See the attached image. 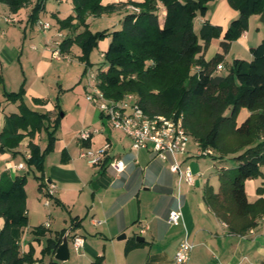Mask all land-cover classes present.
<instances>
[{
  "label": "crops",
  "instance_id": "0c3cea01",
  "mask_svg": "<svg viewBox=\"0 0 264 264\" xmlns=\"http://www.w3.org/2000/svg\"><path fill=\"white\" fill-rule=\"evenodd\" d=\"M143 1L103 0L104 6L115 5L117 10L100 16H90L87 20L90 30L96 32L109 29V26L105 25L104 29L94 30V24L102 20L111 23L113 29L110 27V31L121 29L123 19L130 13L124 4ZM34 4L35 0H32L20 11L13 13L6 4L0 3V75L3 78V84L0 85V135L2 132L24 135L18 145L15 146L16 142L10 140L7 147L0 150V180L3 175L11 181L17 177H27V172L35 169L28 164L31 142L43 150L41 133L37 132L32 139L26 130L17 128L11 116L20 114V102L10 101L4 92H18L24 86L26 105L39 113L41 109L47 108L50 117H53L51 120L54 121L58 108L53 106V94L59 91L67 93L78 87L79 85L75 86L78 82L82 83L81 79L68 75L75 61L73 54L77 45L72 47L70 53H64L66 58L56 59L53 55L56 43L72 36L70 30L60 28L57 18L64 20L74 15L73 1L48 0L39 20L51 23L52 29L49 31H44L38 23H29ZM159 10V20L163 25L166 8L162 3H159ZM238 16L239 12L228 0H220L218 4H214L212 12L209 9L207 16L201 17V24L208 20L213 25L221 26L225 32ZM261 16L255 14L250 17L248 29L231 43L227 53L224 54L222 47L223 35L211 41L206 59L211 60L218 53L224 54V60L217 70L218 74H228L235 59L251 61V49L264 40V21L259 20ZM110 42L111 37H107L98 43L102 58ZM81 55L82 53H78L77 57ZM79 63L84 72V63L80 60ZM98 72L93 65L85 76L88 79L83 83V89L87 95L89 73L98 77ZM97 83L100 84L99 77ZM46 101H49L48 105H42ZM94 105L91 103V106L80 114L82 125L76 129V135L66 142L63 159L61 157L59 161L50 164L49 156L42 173L45 183L47 181L48 184L56 186L52 201L74 213L73 218L76 220H73L70 227L64 226L54 230L46 220L38 225L41 228L37 232V227L36 234H33L29 226L30 209L27 204L28 226L12 230L21 256L30 254L34 260L31 264H174L181 241L188 237L195 243L191 264H264V215L258 218L257 225L248 231L245 229L247 219L235 217L233 223L228 225L207 202V191L212 189L215 193L219 192L221 172L227 167L218 166L211 175L208 173L211 167L201 170V162L197 159L204 156H199L200 147L195 142L197 148L194 152L188 148L185 154L178 157L183 169L190 168L194 171L195 184L190 185L183 177L173 173L168 163L154 158L150 150H134L131 138L125 134L118 136L114 143L113 132L105 135V130L109 129L106 118L97 105ZM90 107L94 109L91 110ZM96 110L101 119L98 123L94 122ZM242 111L241 116L246 120L251 113L245 109ZM61 114L62 112L59 114L61 118L65 116L60 125L63 130L62 124L66 114ZM86 128H99L101 133L94 135L87 142H82L78 139V133ZM74 131L68 130V133ZM57 137L59 141V135ZM107 142L111 143L109 160L114 157L121 158L127 163V168L118 173L108 166L107 160L106 164L95 167L103 176L93 182L89 189L88 184L92 179H89L80 167L79 162L85 158H80L78 153L86 148H99ZM116 146L120 148L118 153L112 151ZM145 155L149 157L143 165L140 158ZM21 163L25 167L17 168ZM111 173L114 174L112 178L109 176ZM28 183L27 177V185ZM94 183L98 189L94 188ZM40 184L41 180L38 179L39 187ZM46 184L42 190L38 187L41 193L39 195H44L43 198L47 193ZM263 184L264 167L261 177L246 181L245 189L250 203L254 204L264 198V194L258 191ZM27 185L25 189L28 197ZM101 186L105 188L102 194L99 193ZM179 208L183 212L182 221L179 225H171L168 221L169 214ZM3 226L4 219L0 216V230ZM68 230L70 257L67 261L56 260V251L44 253L49 240L58 241ZM143 230L145 231L142 232ZM242 230L244 233L240 234ZM123 234L126 237L119 239ZM75 235H81L85 239L84 248L80 252L73 247ZM138 237L143 240L138 241ZM128 244L135 246L129 249Z\"/></svg>",
  "mask_w": 264,
  "mask_h": 264
},
{
  "label": "trees",
  "instance_id": "16d2710c",
  "mask_svg": "<svg viewBox=\"0 0 264 264\" xmlns=\"http://www.w3.org/2000/svg\"><path fill=\"white\" fill-rule=\"evenodd\" d=\"M72 1L74 15L64 20L57 18L61 29L72 32V36L62 40L61 52L67 54L74 45L79 46L85 76L93 66L90 60L92 51L101 40L111 37L104 56L107 69L98 73L99 87L108 99L118 100L129 92L134 93L142 109L151 116L183 113L186 129L201 150H214L221 154L243 151L236 157L238 166L234 174L229 169H222L219 192L209 189L206 199L228 225L238 217L247 219L246 230L254 228L257 219L264 215V198L250 203L245 184L249 179L261 177L264 167V40L251 49V61L235 59L228 74H218L217 70L231 43L248 29L250 17L264 13V0H228L239 16L225 32L221 26L208 20L201 25L199 32L195 31L194 19L206 17L208 3L213 0L128 2L124 5L134 4L140 12L127 14L121 29L96 32L90 30L88 18L112 13L117 6H104L103 0ZM31 2L0 0L13 13ZM47 2L36 0L29 16L31 25L38 23ZM159 3L166 8L163 25L159 20ZM222 35L224 54L218 53L207 60L206 52L211 41ZM194 68L197 70L191 75ZM4 94L10 101L20 102V114L11 116L18 129L26 130L32 139L44 127L49 132V146L44 151L34 142L29 145L32 155L28 164L43 173L46 155L56 141L55 133L61 116L52 121L49 114L31 110L24 101V86L18 92L5 91ZM243 108L248 109L251 115L238 125L237 117ZM23 137L20 133L2 132L0 150H4L10 140L18 145ZM37 179L41 180L39 189L42 190L46 184L44 176ZM26 185V176L11 181L3 175L0 180V216L4 219L0 230L2 264H31L34 261L30 254L20 255L12 234L14 228L25 227L29 223ZM258 191L264 194V184ZM243 230L240 234L244 233ZM64 234L58 241L49 240L44 253L55 252ZM134 246L128 244L129 249Z\"/></svg>",
  "mask_w": 264,
  "mask_h": 264
},
{
  "label": "built area",
  "instance_id": "2783aa9c",
  "mask_svg": "<svg viewBox=\"0 0 264 264\" xmlns=\"http://www.w3.org/2000/svg\"><path fill=\"white\" fill-rule=\"evenodd\" d=\"M127 9L132 13L140 12V8L134 4H128ZM38 24L44 31L52 29V25L49 22L39 20ZM61 43L62 41L56 43L57 46L53 52L56 59L66 58L64 53L61 52ZM97 81V75L89 73L87 99L98 106L110 127L121 131L131 138L134 150H150L154 158L168 163L173 173L179 175L180 178L183 177L188 184L194 185L195 178L193 172L190 168L183 169L178 160L180 155L187 152L191 136L185 126L184 114L173 113L169 116H151L142 109L136 95L128 94L118 100L108 99L100 89ZM99 133H101L99 128H86L79 133L78 139L82 142H87ZM110 149L111 143L107 142L99 148L82 149L80 157L85 158L88 164L93 167H100L106 164L108 160V166L118 173L125 171L127 168L125 160L115 157L109 160ZM212 154L213 151L211 150L203 151L200 149L199 151V156L206 157ZM28 158H31V153L28 154ZM16 167L23 169L25 165L21 163ZM55 188L54 184H48L45 205L51 204V200L56 192ZM182 218V210L180 208L174 209L170 212L168 221L171 225H179ZM84 245V237L75 235L73 238L74 249L80 252L84 248ZM194 248L195 243L188 237L184 238L176 251L174 264H191Z\"/></svg>",
  "mask_w": 264,
  "mask_h": 264
},
{
  "label": "rangeland",
  "instance_id": "374dc122",
  "mask_svg": "<svg viewBox=\"0 0 264 264\" xmlns=\"http://www.w3.org/2000/svg\"><path fill=\"white\" fill-rule=\"evenodd\" d=\"M219 1L220 0H216V1L213 0V1H210L208 3V7H209V9H211V12L214 9V4H216V3L218 4ZM35 2H36V0H35ZM160 14H161V12L159 10V15ZM201 19H202L201 16H197L194 19V28H195L196 32H199V30L201 28V25H202ZM259 20L263 21L262 16L259 18ZM94 25H95L94 30L104 29L105 25H107V27L109 26V29H110V27H111V29H113L111 23L107 22V20L98 21ZM78 53L81 54L82 50L79 46H76L75 50H74V54H73V58L75 61H74L73 65L70 67V71L68 72V75L75 76L78 79H81L82 83L78 82L75 86H78V85L79 86L74 88V90H72V91H68L67 93L63 94L62 91H59L58 93H54L53 97L51 98L52 102L54 103L53 106L58 108V110H57L58 113L56 114L54 121L58 119L60 112L66 114V119H64L63 124H62L63 130L60 129V125H61L62 119L65 116H63L59 120V126H58L56 133H55L56 141L54 143L53 149L46 155L44 166H46V160L49 156H50L49 157L50 164H53V163L59 161L61 159V157L63 159V153L65 151L64 149L66 148V146H65L66 142L68 143V141L76 135V133H77L76 129H79L80 126L82 125V119H81V117H79L80 114L82 113V111L85 108H88L89 106H91V103L87 100V93L83 89V83H85L88 78H86L85 77L86 75L84 76V74H83L84 73L83 72V66L79 63L80 56L77 57ZM90 60L93 62L94 69H96L97 71H101V70H104L105 68H107L106 61L104 58H102L100 56V52H99L98 47H96L92 51L91 56H90ZM63 69H64V67H63ZM196 70H197L196 68L192 69L191 75L194 74ZM128 94H134V93L129 92L125 95H128ZM48 103H49V101L48 102L46 101V103L42 104V105H46V104L48 105ZM90 108H91V110L94 109V107H90ZM97 108H98V106H97ZM243 109H245L246 111H249L246 108H243ZM242 110L240 111V113L237 117V124L238 125H241L242 122L245 120V118L243 119V117L241 116L242 112H243ZM41 113L42 114H49V110L47 108H43V109H41ZM179 114H183V113H179ZM99 121H101V119L99 118V114L96 110L94 122L98 123ZM108 128L109 129L105 130V135H109V134H111V132H113V135L115 138L114 143H115L118 140V136L122 135L123 133L116 131L115 129H112L109 124H108ZM68 130H71V131L75 130V131L73 133H68ZM40 133L42 135V143H43L42 147H43V151H44L49 146V141H50L49 132L44 127V128H42L41 132H38V134H40ZM57 135H59V141H58ZM78 135H79V133H78ZM195 142H196L195 138L193 136H190L188 148L193 150V152L195 151L194 149L197 148L195 146ZM119 150H120V148L118 146H116V147H114V149L112 151H114V153H118ZM81 151L78 153L79 157H80ZM76 153H75V155H76ZM241 153H243V151H238V152L227 151L225 154H221L220 152L213 150V154H212L213 156H208L206 158L200 157L197 160H200V162H201L200 163L201 166H199L201 168V170H205V169L211 167V170L208 171L209 175H211L212 172L214 173L218 166L227 167V169L230 170V173L234 174V171L238 166V162L236 160V157ZM148 157L149 156L145 155V156H142L140 158L141 159L140 161L143 165L145 163V159ZM80 158H82V157H80ZM79 163H80V167L83 168V171L88 175L89 179H92V181L89 182V184H88L89 189H91V184L93 182L98 181L103 175L99 172V170L97 168L89 165L86 159H81V161ZM193 173H194V171H193ZM40 176H42V173L39 172L37 169H33L30 172H27V177L29 179V183L27 185L28 186V193H29L28 197H27V204H28L29 209H30V224H29V226L32 229L31 232L33 234H36L35 231H36V228L38 227V225H40L42 222H44L46 220H48V222L52 225L51 229H53V230L54 229H61L64 226L70 227L71 223L75 219V218H73V216L75 214L72 212H69L66 209H63L61 206H59L57 203H55L52 200H51V204L49 205V207L45 206L46 197L43 198L44 195H39L41 193H40V190L38 189V187H39L38 179L36 178V177H40ZM109 176L112 178L114 176V174L111 173V174H109ZM46 183L48 184L47 181H46ZM47 184H46V186H48ZM46 189H48V188H46ZM104 191H105V188L103 186H101L99 193L102 194ZM27 226H25V227H27Z\"/></svg>",
  "mask_w": 264,
  "mask_h": 264
},
{
  "label": "water",
  "instance_id": "95a60500",
  "mask_svg": "<svg viewBox=\"0 0 264 264\" xmlns=\"http://www.w3.org/2000/svg\"><path fill=\"white\" fill-rule=\"evenodd\" d=\"M262 20L264 21V13L262 14ZM61 115H63V113ZM93 186L95 189H98V186L96 183H94ZM69 234H70V230H68L64 234L62 242L60 243V245L58 246V248L55 252V259L58 261H62V262L67 261L70 257ZM125 237H126V235L123 234L119 237V239H124ZM137 240L142 241L143 239L138 237Z\"/></svg>",
  "mask_w": 264,
  "mask_h": 264
}]
</instances>
